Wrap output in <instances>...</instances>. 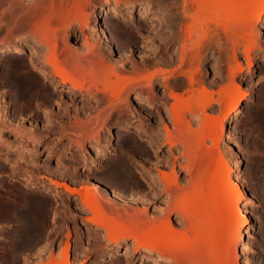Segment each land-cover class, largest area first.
I'll return each instance as SVG.
<instances>
[{
	"label": "bare ground",
	"instance_id": "obj_1",
	"mask_svg": "<svg viewBox=\"0 0 264 264\" xmlns=\"http://www.w3.org/2000/svg\"><path fill=\"white\" fill-rule=\"evenodd\" d=\"M48 1L51 9L47 12L45 10L46 0H35L34 4L31 2V7L24 6L26 2L17 5L22 8L20 12H24V21L32 30L33 37H26L21 41L0 45V51L3 50L13 55L28 49L32 41L37 42L39 46H45L42 51L38 50L40 52L33 54L36 56V60H34V57L29 56V61L38 60L41 63H39L41 69L38 71L42 76L41 79L30 70V67H27V63L22 62L23 58L22 61L21 58L13 59L14 64L10 65L11 67L4 73L9 84L16 89V103L23 107L36 108V111L30 113L32 116V114L35 115L39 106V102L33 104V97L42 95L49 103L57 106L55 109L52 107L48 109L49 105L47 109L45 108V115L50 118L49 121L53 117L62 120L60 117L71 118V116H74L75 120L72 119L74 122L71 121L73 122L70 126L71 131L69 129L68 132H65L69 133L70 141L78 143L79 146H84L83 142L86 139L98 138L100 140V128L102 129L108 117L114 113L127 119L130 118V113L134 114L136 112L133 107L138 108L140 113L134 116L132 121L127 122L126 127H135L138 134L137 149L141 154L150 157V160H147L154 159L155 162L149 164L148 162H141L138 165L139 178L137 184L139 194H142L138 198L136 197L135 201H125L127 195H124L119 189H112L111 184L108 185L106 182L102 190L105 196H100L101 193L98 189L96 190L100 194L93 192L92 187L94 186L91 185L89 186L92 189L84 185L85 187L81 190L63 179L59 181L60 179L50 177V173L47 175V171L46 173H44L45 171L41 172L39 170L41 164L32 163V160L26 158L27 146L31 142L38 144L40 137L27 129L31 134L16 126L6 108L8 104L3 106L2 102V105L0 104V169L7 168L13 177L28 179L29 182L27 183L33 187L42 182L46 183L42 178L48 177L50 183L57 187L56 196L64 197L68 193L77 195L76 197H79L82 202L81 204L77 202L79 212L82 215V212L90 210L91 214H86L85 220L88 223L95 224L98 228H103L106 232L105 239L111 243L122 244L128 239H132V248L127 247L124 249V254L128 256L127 259L140 254V260L151 258L152 264H235L231 250L236 239L240 236V227L235 230L234 225L241 226L246 222L242 220L239 207L242 193L238 184L243 185L245 181L238 173L233 178V170L229 167L228 160H226L223 151L219 147L221 138L218 131L222 128L223 119L212 120L209 127L206 126L207 129H210L208 136L212 142L208 146L205 139L200 136L202 135V129L198 130L200 131L199 135L198 131L196 132L195 128H192L194 126H191L190 115H195V117H192L195 119L196 114L199 113L198 116L201 115L205 120V125L206 122L208 125L207 120H210L211 116L209 117L210 114L208 115L207 109L214 106L215 103L226 105L225 109L228 112L234 110L230 119L235 115L240 99L247 96L241 94L240 88L235 82V77L238 73L241 74L243 70L238 51L243 45L244 49L241 52L248 59V72H252L251 54L257 48L261 49L259 39L261 34L258 35L257 32H262V30L255 32L257 26L255 27L254 23L256 22L253 23V20L260 21L264 18V0H180L182 3L180 6H183L182 13L179 12L181 18H179V25L182 27V34H180L181 52L177 58V68L168 69L169 71L163 70L164 68L162 70L144 71L142 68L138 70L139 74L135 73L138 75L134 77L118 69V65L114 66L113 62L109 61L110 59L106 61L105 56H102L105 60L101 57L102 54H99L98 48L99 42L96 39L98 35L94 30L95 26H99L102 40L111 41L107 28L100 26L98 20L102 18L105 12L111 11L114 15L120 14L119 4L116 3L112 7H100L96 11L95 22L92 23L91 14L87 10L86 3L82 4L80 0H74V3L67 8L63 7V3L62 5L59 4V7L62 8L60 7V10H57L54 8L55 0ZM58 1L60 2V0ZM14 6L17 8L16 5ZM178 11H175L177 14L174 15L179 16ZM11 13L15 14L14 12ZM56 15L62 17L65 23L64 36L60 40L50 36L44 37L46 25ZM240 15H243L242 19L237 21ZM15 16L18 17L16 14ZM248 17H253L252 21H249ZM173 20L175 21L174 18ZM173 20L172 22L177 24ZM176 20L178 21V19ZM76 23H79L81 32L84 34L83 44L87 48L83 49L82 47V49L85 51H81V49H78L79 47H72L68 42L69 32L78 29ZM90 28L93 29L91 33L87 32ZM175 29L173 32H176ZM220 34L230 40L233 56L229 67L228 83L221 86L219 97L215 98L214 93L212 95L211 89L206 86V81L199 74L200 65L198 63L202 58V51L205 48L207 49V46H210ZM173 76H183L187 79L188 86L185 91L174 92V88L172 89V86L168 85V80ZM158 78L168 89V96L174 100L168 117L160 114L161 106L164 104L167 94L165 95V92L162 95L159 94L158 88H160L161 82L157 80ZM184 83L186 84V81ZM182 86L176 87L182 88ZM5 92L4 96L0 98L5 97ZM132 93H134L133 100H131L132 97L130 99ZM35 99L38 100V97ZM92 103L95 105H92ZM82 113H87L88 116L83 119L80 117ZM156 116L162 122L159 128L154 126V124H157L155 121H146L147 118L152 119ZM135 122H138L137 125ZM46 127L50 131L49 133H54L53 126H51L52 128H49L50 125ZM8 132L10 133L6 136L5 134H8ZM63 134L64 132L61 135ZM74 134L77 136L76 138H74ZM13 135L14 137H12ZM108 138L111 140V136ZM167 144L169 145L168 151L162 149ZM84 148H87V146ZM176 149L179 151H175ZM109 151L113 150L109 149ZM33 157H36V155ZM122 157L119 160L112 161L105 172L107 182L113 183L115 186L125 184L132 174L130 170L132 167L129 168V160L127 161L128 166L126 163L127 158L124 160ZM29 158L31 159V156ZM60 161L56 166L58 169L69 167L65 166L66 164L63 166ZM95 164H97L96 160H92L90 163L85 162V169ZM45 166H47L46 163ZM48 166L47 168L50 169ZM239 166L236 165L238 169ZM68 172L69 170L66 172L67 175ZM183 173L185 175L182 177ZM58 174L59 176L62 175V173ZM76 178H78L77 175ZM97 185L95 184L97 188L101 187ZM51 186L46 185L50 190L53 188ZM96 190L94 189V191ZM244 191L246 192V188H244ZM43 202L40 201V204H45ZM35 203L37 204V202ZM35 203L33 205H36ZM59 204L61 203L59 202ZM151 207H153V210L150 212ZM30 211L35 212L34 210ZM35 214H33V218L38 217ZM76 216L78 215L76 214ZM39 217L41 223L42 218ZM41 217H43V214ZM45 217H43V220ZM26 218L29 219V217ZM38 219L36 220L39 223ZM36 220L34 223H36ZM27 226H29V222ZM25 229L27 228L25 227ZM58 233L56 232V234ZM248 242H244V249L248 247ZM69 244V241L65 244L66 248L62 253V262L57 261L58 263L66 264L70 262ZM246 259L251 260L247 257ZM50 262V264H57L54 260L53 262L50 260ZM249 264L251 263L249 262Z\"/></svg>",
	"mask_w": 264,
	"mask_h": 264
},
{
	"label": "rangeland",
	"instance_id": "obj_2",
	"mask_svg": "<svg viewBox=\"0 0 264 264\" xmlns=\"http://www.w3.org/2000/svg\"><path fill=\"white\" fill-rule=\"evenodd\" d=\"M21 1L22 0H0V45L21 41L26 37H33L32 30H30L29 25H27L24 21V12H20L22 8H19L17 5H22V2L23 4L26 2L24 6L27 5L26 7H31V2L34 4L35 0L31 2L28 0ZM46 1L45 10L47 12L51 9V7L49 1ZM84 1L85 0H80V3H86L87 10L91 14L92 23L95 22L96 11H98L100 7H112L116 3L120 5V14L114 15V13L111 11L107 13L105 12V15L103 14L104 17L102 16V18L98 20L100 22V26L107 28L108 32L110 33V42L102 40V36L99 32V26H95L96 29L94 28L97 33L96 35H98L96 39H98L99 42V54H102L101 57L105 56L104 58L106 61L110 59L109 61L113 62L112 64L114 66L118 65V69L123 71L125 74L130 75L131 77L137 76L139 74L138 70H141L142 68L144 71L151 69L162 70L163 68V70L169 71L177 68V58L181 52L180 34H182V27L179 25V12L182 13L183 6H180V4L182 5L180 0ZM13 3L18 9L12 5ZM62 3L63 7L67 8L74 3V0H63V2L62 0H60V2L55 0L54 8L60 10L61 6L59 7V4L62 5ZM175 11H178L179 16L174 15L177 14ZM11 12H14L16 15H18V17H16L15 14ZM242 17L243 15H240L237 21H240ZM176 19H178V21ZM247 19L252 21L253 17H248ZM172 20L177 22V24L173 23ZM255 20L256 19L253 20V23L256 22L254 23L255 27L257 26L255 28V32L262 30V32H257L258 35L261 34L259 35L261 49L257 48L251 54V59L253 61L251 68L252 72H248V59L246 58V55L241 52L244 49L243 45H241V48L238 51V57L242 63L243 70L241 74H237L235 77V82L238 84L241 94L247 96L243 99H240L239 105L237 106L238 111L236 110L237 113L235 112L236 116L234 115L232 119H230L234 113V110L228 112L225 109L226 105L220 103H215L214 106L207 109L208 115L210 114L209 117L211 116L210 120H207L208 125L207 122L205 125V120L201 115L198 116L199 113L196 114L197 116L195 119L192 118L195 117V115H190L192 120L191 126H194L192 128H195L196 132L202 129V135H200V131H198V134L205 139L208 146L211 145L212 142L208 136L210 134V132H208L210 129H207L206 126L209 127V125L212 123V120L214 121L216 119H223L222 128L220 131H218L221 138L219 140V147L223 151L226 160H228L227 162L228 165H230L229 167L233 170V178L238 173L241 174L240 176L245 181L243 185L238 184L242 193V197L239 200V207L242 214V220L246 222H244V224L241 226L236 224L238 227L234 225V229L236 230L240 227L241 232H239L240 236H238L236 239L235 245L231 250V254H233L232 257L234 256L233 262H235V264H249V262L251 264H264V18H262L260 21ZM76 26H78V29L76 28L75 31L69 32L68 42L72 45V47H79L78 49L85 51L83 49H86L87 47H85L83 44L84 34L81 32L79 23H76ZM24 29L27 30L25 31ZM174 29L176 32H173ZM19 31L21 32L19 33ZM92 31V28L87 30L89 33ZM64 32V20L62 17L56 15L55 18L46 25L44 37L50 36L60 40L64 36ZM218 36L215 38V40H213L210 46H207V49L205 48L202 51V58L200 57V62L198 63L197 61V63L200 65L199 74L201 78L206 81V86L211 89L212 95L214 93L213 96L215 98L219 97V90L221 86H224L228 83L229 67L232 63L233 56L230 40H228L222 34ZM34 43L35 41H32L29 44L30 46L28 49L22 51L21 53H15L14 55L3 50L0 51V97L4 96V92L6 91L5 97L0 98V104L2 102L3 106L8 104L6 108L9 111L8 113L10 114V118H13L12 122H14L16 126L24 129L25 131L28 130L33 132L34 135L40 137V142L38 144H35L34 142L29 143L27 146L28 152L26 153V158L30 161L32 160V163L41 164L42 166L39 169L41 172L45 171L44 173H46L47 171V175L50 173V177L57 180L60 179L59 181L63 179L64 181L70 183L71 185L73 184L74 187L80 188L81 190H83V187L91 185L95 187H92L93 192L97 193L98 190H100V196H105L102 190L103 187H105L106 182L108 185L111 184L110 187L112 189H119L124 193V195H127V197H125L127 198L125 201H135V199H137L139 195L142 194H139V186L137 184L139 178V174L137 173L138 165L141 162H148V164L155 162L154 159L149 161L150 157L148 155L147 157L146 155L141 154L137 149L138 134L136 133L135 127H126V123L132 121L133 117L140 113L138 108L136 109L133 107L134 111L136 112L134 114L130 113V118L127 119L118 114L116 115L115 113L108 117L105 123L106 125L104 124L102 129L100 128V140L98 138H91L90 140L86 139V141L83 142L84 146H79L78 143L76 144V142L74 143L70 141V137L68 136L69 133L67 132L72 125L71 123L74 122L72 119L75 120L74 116H71V118L60 117L62 120H59L58 117H53L49 121L50 118L45 115V108L47 109L49 105L48 109L51 107L55 109L57 106L53 103H49L42 95H35L33 97L35 101H33V104L39 102V106L37 108V112H35V115L32 114L31 116L30 113L36 111V108L31 106L23 107L17 104V95L15 93L16 89L9 84L5 77L4 73L14 64L13 59L21 58V61L23 59L28 61L25 62L23 60L22 62L24 64L27 63V67H30V70L36 74V76H38L40 79L42 78V76L38 73V71L41 69V63L38 62V60L34 61L36 60L34 53L42 51L45 46H39L37 42L35 44ZM29 56L31 58L34 57V60L29 61ZM171 77L168 80V85L172 86V89L174 88V92H179V90L182 92L186 90L188 83L185 77ZM157 80L161 82V86L158 88L159 94L161 93L162 95L163 92H165V95L167 94L166 100L161 106L160 114H164L165 117H168L170 114L171 105L174 100L168 96V89H166L165 84L162 83L161 79L158 78ZM185 81L186 84L184 83ZM175 85L178 87L182 85L183 86L182 88H177ZM133 96L134 93L130 95V99L132 97L131 100L134 99ZM37 97L38 100L35 99ZM79 98L81 99L82 97L80 96ZM41 100L45 101L42 102ZM41 103L43 104L41 105ZM92 105L95 104L92 103ZM36 116L38 117L36 118ZM87 116V113H82L80 117L85 119ZM149 120L155 121L157 123L154 124L155 127L159 128L161 127L160 125H162V122L158 116L152 119H146V121ZM137 123L138 122H135L136 125ZM53 124L56 125V128ZM46 126L49 128H52L51 126H53L54 133H49L50 131ZM30 132L28 133L31 134ZM37 132L39 133L37 134ZM63 132L66 136L64 134L61 135ZM9 133L10 132L5 135H9ZM109 136H111V140H109ZM12 137H14V135ZM76 137L77 136L74 134V138ZM86 146L87 148H84ZM168 148L169 145L167 144L163 146L162 149H166V151H168ZM109 149H112L113 151L108 152ZM175 151L178 152L179 150L176 149ZM125 154H127L126 157H124ZM35 155L36 157H33ZM29 156H31V159ZM120 156L124 160L127 158V164V161L129 160L130 166L129 164L128 166L129 168L132 167L130 169L132 174L126 180L127 184L123 183L119 186L116 184L117 186H115V184L107 182L105 172L107 171L106 168H108L112 161L121 159ZM139 159L140 161H138ZM92 160H96L97 164L85 169L84 163H90ZM58 161L62 162L61 164H63V166L66 164L65 166L69 167L58 169L56 167L58 165ZM45 163L47 166L49 165L48 167H50V169L45 166ZM236 165H240L239 169L236 167ZM64 169L72 172H70V174L68 172L67 175V171L65 172ZM52 171L54 173H62V175L59 176L58 173L55 175L56 173L54 174ZM76 175L78 178H76ZM184 175L185 173L182 174V177ZM63 176L65 179L62 178ZM27 180L28 179L22 177H13L10 170L7 168L0 169V264H50V260L52 262L54 260L55 263L61 264L58 262H62V253H64L66 248L65 244L68 241L70 243V262H67L66 264H152L151 258H144L140 260V254H137L136 257H132V260L127 259L128 256L124 254V249L127 247L132 248V239H128L123 244L115 242L111 243L105 239L104 235H106V232L103 228H98L95 224L90 222L88 223V221L85 220L86 214H91L90 210L82 212V215L81 212H79L77 202L78 204H81L82 202L79 197H76L77 195L68 193V195H64V197L56 196L55 193L57 187H55L53 183H50L48 177L42 178V180L46 181V183L42 182L41 184H38L34 187L29 186V183H27L29 181ZM47 184L50 186L52 185L51 187L53 188L50 190L46 187ZM95 184H98V187L101 186L99 187L100 189L97 188ZM244 188H246L247 193L244 191ZM94 189L98 190L94 191ZM99 192L98 194H100ZM40 201H44L43 203L46 205L40 204ZM47 201L48 203H46ZM63 201L67 206L63 203ZM32 202H37V204H40L41 212L39 204L37 205L35 203L37 205L36 206L33 205L34 203ZM59 202L61 204H59ZM118 202L121 203L120 200H118ZM32 207L33 209H31ZM30 210H34L35 212H31ZM151 210H153V207L150 208V212ZM22 212L25 213L23 214ZM75 213L78 216H76ZM33 214L37 215L38 217L40 215L39 218H42L41 223V219H38V217L36 218V216L33 218ZM42 214L43 217L46 216L44 220L43 217H41ZM26 217H29V219ZM32 218L35 220L38 219L40 224L37 222V220L36 223H34L35 220ZM28 222L29 226H27ZM25 227L27 229H25ZM56 232L59 233L56 234ZM246 241H249L248 247L244 249V242ZM246 257L251 260L248 261Z\"/></svg>",
	"mask_w": 264,
	"mask_h": 264
}]
</instances>
